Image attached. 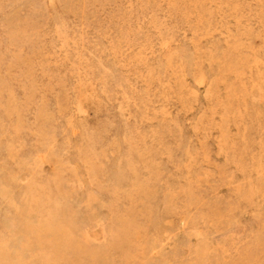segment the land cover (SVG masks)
<instances>
[{"label": "rangeland", "instance_id": "rangeland-1", "mask_svg": "<svg viewBox=\"0 0 264 264\" xmlns=\"http://www.w3.org/2000/svg\"><path fill=\"white\" fill-rule=\"evenodd\" d=\"M0 264H264V0H0Z\"/></svg>", "mask_w": 264, "mask_h": 264}]
</instances>
